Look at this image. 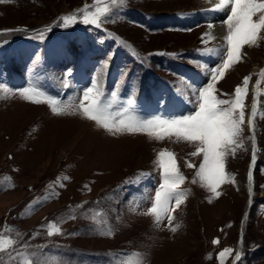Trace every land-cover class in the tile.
<instances>
[{
    "label": "rangeland",
    "instance_id": "374dc122",
    "mask_svg": "<svg viewBox=\"0 0 264 264\" xmlns=\"http://www.w3.org/2000/svg\"><path fill=\"white\" fill-rule=\"evenodd\" d=\"M84 5L89 14L107 9L100 27L83 22ZM202 5L0 0V239L13 241L0 251V264H230L241 235L236 264H264V117L256 115L254 133L247 123L257 60L248 55L262 64L263 40L260 49L243 46L241 61L215 85L218 98L230 99L251 75L242 143L227 156L218 197L197 176L203 157L190 155L193 144L174 135L113 133L81 109L96 81L114 122L191 114L222 62L210 50L226 45L218 35L204 40ZM72 14L77 19L65 25ZM24 89L36 93L33 101ZM163 150L185 177L187 195L172 212L175 232L166 217L156 227L148 211L163 183Z\"/></svg>",
    "mask_w": 264,
    "mask_h": 264
},
{
    "label": "snow or ice",
    "instance_id": "6c2138e0",
    "mask_svg": "<svg viewBox=\"0 0 264 264\" xmlns=\"http://www.w3.org/2000/svg\"><path fill=\"white\" fill-rule=\"evenodd\" d=\"M115 2V0H113ZM215 10H226L228 12L224 24L227 26V34L223 37L226 45L221 50L212 49L221 56L222 62L218 67L211 69V82L206 87L198 90L197 107L191 114L182 115L179 118L170 119H136L129 117L114 122L106 113V107L102 104L103 92L98 88L97 82H92V87L83 92L84 100L89 103L81 104V109L87 119L96 121L104 128L113 133L127 131L129 133L147 132L157 140L165 136H175L178 140L186 141L195 146V151L190 155H202L203 160L197 171V176L206 181V187L218 197L220 193L218 187L226 180L225 162L229 154L235 153V148L240 146L243 125L245 124V101L248 98V86L251 75L245 76L242 84L237 85L230 99H220L216 93V82L222 79L226 70L241 61L243 46H259V42L264 40V0H220ZM84 13L83 22L85 24L100 27L101 17H106L107 9L97 8L95 13L89 14L88 6L81 10ZM255 18V19H254ZM77 19V14L63 17L65 25L73 23ZM257 86L264 84V70H261ZM94 90L96 94L92 95ZM25 99L34 100L36 93L29 89L22 90ZM113 98L117 93H112ZM38 102V101H36ZM52 111L60 114L62 109L56 106L55 100H49ZM258 111V98L253 97L251 115L247 123L254 133V122ZM253 159L255 150L253 149ZM159 166L163 169V183L159 185V190L155 193V199L149 208V213L155 216L156 227L166 217L171 231L175 232L180 225L172 226V212L179 208L184 202L187 193L180 189L185 181V177L180 173L174 154L163 150L158 154ZM192 165H189L191 167ZM251 179V174H249ZM195 182V181H193ZM174 206H173V203ZM211 202V200L209 201ZM59 232V229L56 230ZM53 232L49 231V235ZM13 241L0 239V251L6 250L5 245H11ZM213 243H219L214 240ZM226 249L219 254L223 260ZM240 259V254H236V260Z\"/></svg>",
    "mask_w": 264,
    "mask_h": 264
},
{
    "label": "bare ground",
    "instance_id": "6f19581e",
    "mask_svg": "<svg viewBox=\"0 0 264 264\" xmlns=\"http://www.w3.org/2000/svg\"><path fill=\"white\" fill-rule=\"evenodd\" d=\"M219 2H220V0H202V4L203 5L198 10L200 14H202L204 17H207V24L208 25H207V27L205 28V30H204V32L202 34V36H204L203 37L204 40H209L211 37H213L215 35H218L219 38L220 37H225L226 34H227V26L224 24V21H225V17L227 16L228 12L226 10H215L217 8V5L219 4ZM94 43L97 45L96 46L97 47L96 48L97 51L98 52H102L100 44L97 43V42H94ZM261 43H262V40L259 42V46H255V47H257V49H260ZM245 46L247 47V45H245ZM251 48H252V46H251ZM244 52L247 54V51H244ZM251 54L248 55V59L249 60H251L252 58L257 59L255 61V63H254L255 64V68H253L254 71H255L254 72L255 76H254V79H253V85H252L253 86V92H252L251 100H252L254 94L256 93L255 97L258 98L257 115L264 117V84H261L259 86V89H258L257 88V82L255 83V78H256L257 75H258L257 81L259 79H261L259 74H260L261 70H264V58L261 61L262 62V64H261V63H259V58H256V55L252 56ZM231 87H233V86H231ZM227 88L229 89L228 86H227ZM234 89H235V87H234ZM231 90L232 89L230 88V91ZM250 115H251V112H250ZM187 228H188V226H187Z\"/></svg>",
    "mask_w": 264,
    "mask_h": 264
},
{
    "label": "water",
    "instance_id": "95a60500",
    "mask_svg": "<svg viewBox=\"0 0 264 264\" xmlns=\"http://www.w3.org/2000/svg\"><path fill=\"white\" fill-rule=\"evenodd\" d=\"M81 7H83V5L81 6ZM84 7H85V5H84ZM255 160L253 159L252 161H251V163H250V166H249V174H251V178H252V175H253V168H254V162ZM249 212V211H248ZM247 212V213H248ZM246 213V214H247ZM246 214H245V217H246ZM242 241H243V239H242V235H241V237H240V241H239V246H238V251H237V253H239L240 254V248H241V244H242ZM236 253V254H237ZM236 254H235V256H234V258H233V260L231 261V263L230 264H236V262L238 261V260H236ZM241 255V254H240Z\"/></svg>",
    "mask_w": 264,
    "mask_h": 264
}]
</instances>
